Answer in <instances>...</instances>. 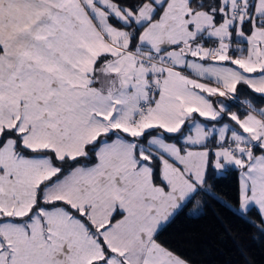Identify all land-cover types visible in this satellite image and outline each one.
I'll return each mask as SVG.
<instances>
[{
	"label": "snow or ice",
	"instance_id": "1",
	"mask_svg": "<svg viewBox=\"0 0 264 264\" xmlns=\"http://www.w3.org/2000/svg\"><path fill=\"white\" fill-rule=\"evenodd\" d=\"M256 94L264 0H0V264H189L160 234L233 169L264 234Z\"/></svg>",
	"mask_w": 264,
	"mask_h": 264
},
{
	"label": "trees",
	"instance_id": "2",
	"mask_svg": "<svg viewBox=\"0 0 264 264\" xmlns=\"http://www.w3.org/2000/svg\"><path fill=\"white\" fill-rule=\"evenodd\" d=\"M256 96L253 102L264 107L260 103L264 97ZM236 109L244 111L243 107ZM209 184L219 200L211 196L197 197L199 207L193 204L176 216L160 234L161 242L186 258L189 264H264V234L246 220L232 215L225 206V203L233 204L237 197L238 170L214 178Z\"/></svg>",
	"mask_w": 264,
	"mask_h": 264
},
{
	"label": "crops",
	"instance_id": "3",
	"mask_svg": "<svg viewBox=\"0 0 264 264\" xmlns=\"http://www.w3.org/2000/svg\"><path fill=\"white\" fill-rule=\"evenodd\" d=\"M233 111H237L238 112V109L235 108V109H233Z\"/></svg>",
	"mask_w": 264,
	"mask_h": 264
}]
</instances>
